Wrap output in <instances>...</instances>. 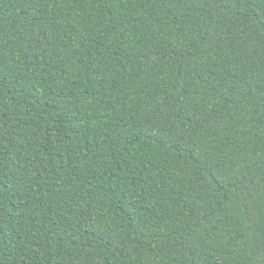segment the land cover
I'll return each mask as SVG.
<instances>
[{
	"label": "trees",
	"instance_id": "trees-1",
	"mask_svg": "<svg viewBox=\"0 0 264 264\" xmlns=\"http://www.w3.org/2000/svg\"><path fill=\"white\" fill-rule=\"evenodd\" d=\"M0 264H264V0H0Z\"/></svg>",
	"mask_w": 264,
	"mask_h": 264
}]
</instances>
